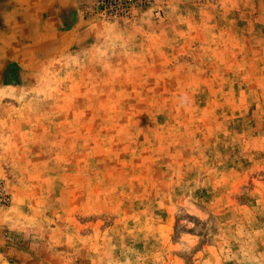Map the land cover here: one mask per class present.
I'll use <instances>...</instances> for the list:
<instances>
[{
  "label": "rangeland",
  "instance_id": "obj_1",
  "mask_svg": "<svg viewBox=\"0 0 264 264\" xmlns=\"http://www.w3.org/2000/svg\"><path fill=\"white\" fill-rule=\"evenodd\" d=\"M0 264H264V0H0Z\"/></svg>",
  "mask_w": 264,
  "mask_h": 264
},
{
  "label": "crops",
  "instance_id": "obj_2",
  "mask_svg": "<svg viewBox=\"0 0 264 264\" xmlns=\"http://www.w3.org/2000/svg\"><path fill=\"white\" fill-rule=\"evenodd\" d=\"M10 13V12H9ZM13 15H14V13H13Z\"/></svg>",
  "mask_w": 264,
  "mask_h": 264
}]
</instances>
